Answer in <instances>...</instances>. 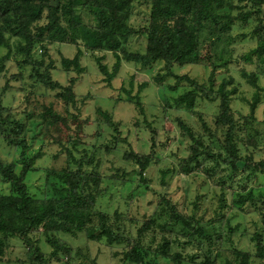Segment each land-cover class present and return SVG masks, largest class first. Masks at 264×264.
<instances>
[{"label": "rangeland", "instance_id": "obj_1", "mask_svg": "<svg viewBox=\"0 0 264 264\" xmlns=\"http://www.w3.org/2000/svg\"><path fill=\"white\" fill-rule=\"evenodd\" d=\"M243 5L246 6L245 12L251 10L249 3L243 2ZM240 12L243 10L234 11V14ZM148 20L149 8L145 0H140L130 24L143 31ZM258 24L257 16L253 14L248 22H237L227 32L230 43L224 36L212 47L202 44L204 62L201 65H175L169 73L161 61L148 67L122 62L120 71L110 84L105 82V76L92 56L86 53L81 59L85 72L73 89L76 96L74 104L66 103L59 96L61 91L57 90V83L66 87L69 78L76 77L75 73L64 72L61 64L64 57L74 58L75 46L47 45L48 55L44 57L45 50L38 45L30 56L31 66L23 64V58L16 56L14 49L10 59L2 62L8 50L0 48V101L4 116L9 114L11 118L26 123L27 129L22 137L30 145L27 155L40 154L26 181L30 194L38 198L51 196L52 181L47 179L48 172L76 169L69 164L68 151L77 160L93 157L95 163L88 169L98 164V170L105 177L97 209L109 215L108 225L112 231L119 228L117 234L136 238L165 195L180 212L195 215L202 222L204 232L213 237L211 263L238 264L233 256L236 249L249 254V264H264V256L258 255V239L264 247V173L242 169L248 157L254 162L264 161V62L256 54L251 55V62L245 60V56L257 48L259 37L254 31ZM145 45L144 33L134 35L128 43L130 50L140 52L144 51ZM96 56H104L102 63L111 70L115 62L111 53H97ZM41 62L43 66L39 65ZM244 72L256 76L259 89L248 82ZM176 76H187L207 92L212 89V95L224 80H233L227 89L231 91V114L241 125L237 146L243 159L238 163L239 170L233 179L229 178L230 171L223 164L219 168L214 167L213 173L208 170L213 161H206L204 157L200 159V167L194 168L191 174L181 171L183 162L192 155L193 145L181 124L189 127L206 146L215 140L210 147L213 154L221 151L225 134L216 125L220 97L214 101L198 99L193 111L174 105V99L191 87L185 81L178 82ZM47 79L53 81L55 87L48 85ZM143 83L147 86L139 94ZM233 89L236 90L234 93ZM255 94L260 96V102L252 120L250 107ZM137 95L142 110L135 104ZM45 110H51L65 122L51 123L50 116L43 119L41 115ZM100 112L109 116L110 123ZM32 122L40 123L37 130L32 127ZM130 151L153 156L144 176L146 184L141 183L136 175L139 166L123 158ZM21 159L20 150L0 136V162L14 165V172L19 174L23 169ZM192 165L194 167V163ZM168 169L174 171L162 185L161 172ZM113 175L119 179H108ZM11 190L12 184L0 176V193L9 194ZM249 194L253 199L248 198ZM222 199L226 207L219 210ZM94 221L98 223L99 219L96 217ZM32 239L37 242L43 258L48 259L53 249L41 233L37 232ZM60 240L77 253L69 264L128 263L124 257L128 249L126 241L110 245L105 236L99 241H90L84 233L76 237L64 235ZM173 249L183 254L186 259L183 264H205L206 256L210 255L206 243L201 248L186 246ZM66 262L67 258L62 263L53 260L48 264ZM0 264H31V251L21 240L9 239L5 253L0 256ZM157 264L172 263L157 259Z\"/></svg>", "mask_w": 264, "mask_h": 264}, {"label": "trees", "instance_id": "obj_2", "mask_svg": "<svg viewBox=\"0 0 264 264\" xmlns=\"http://www.w3.org/2000/svg\"><path fill=\"white\" fill-rule=\"evenodd\" d=\"M139 1L55 0L54 3V0H0V48L8 50L2 62L10 59L13 49L16 56L23 58V64L31 66L33 63L30 64L32 61L30 56L38 45L45 50L44 57L48 55L47 45L75 46L77 51L74 58L64 57L61 64L64 72L75 73L76 77H70L66 87L57 83V90L61 91L59 96L66 103L74 104L76 96L73 89L79 77L85 72L81 59L86 53L95 60L107 84L115 79L122 62L148 67L161 61L164 62L168 72L172 73L175 65H201L204 62V58L201 57L202 44H209L212 47L222 41L224 36L226 42L230 43L227 32L237 22H248L253 14L257 16L259 22L254 31L259 40L257 48L245 56V60L251 62V55L256 54L264 62L262 35L264 0H230L229 2L227 0H145L149 8V20L143 31L134 29L130 24L131 16ZM243 2L249 3L251 10L245 12L246 6ZM238 10L243 12L234 14V11ZM140 33L146 35L144 51L130 50L128 47L130 38ZM97 53L112 54L115 62L111 70L102 63L104 56L98 57ZM219 57L222 60V56ZM43 62L39 65L43 66ZM222 62L225 64V61ZM243 76L252 86L259 89L255 75L244 72ZM176 79L178 82L185 81L191 86L188 91L174 99L176 107L183 106L186 110L193 111L198 99L214 101L216 97L221 98L216 125L221 127L225 134L224 142L220 146L221 151L213 154L210 147L215 140L211 141L210 146H206L189 127L181 124L182 130L193 142L192 155L183 162L181 171L191 174L194 168L200 167V159L204 157V160L213 161L211 169L208 170L213 173L214 167L219 168L220 164H223L230 171L229 178L233 179L234 174L239 170L238 163L243 160L239 156L237 146L241 125L231 114V91L227 89L233 80L231 78L224 80L216 94L212 95L214 92L212 89L207 92L187 76H176ZM47 80L48 85L55 87L53 81ZM146 86V83L141 84L139 94ZM235 91L232 90L233 93ZM136 97L135 104L142 110L139 96ZM259 102L260 96L255 94L250 107L252 120ZM4 111L0 101V136L4 137L10 146L20 150L23 169L16 174L14 165L0 162V176L12 184L9 194L0 193V256L5 253L9 239H19L31 251V264H48L53 260L62 263L65 258H67L66 264H69L73 255L77 253L69 244L61 241L60 237L64 235L76 237L84 233L90 241H99L105 236L110 245L123 244L126 241L128 249L124 257L127 264H157V259L172 264H183L186 261L183 254L175 252L173 248L182 249L186 246L201 248L204 243L209 247L208 254H210L206 256L204 263L213 264L210 258L213 237L204 232L202 222L195 215L189 216L180 212L165 195H162L155 212L145 221L136 238L130 239L123 234H117L119 228L112 231L111 226L108 225L109 215L97 209L105 177L98 170V164L88 169L94 162L93 157L85 156L77 160L72 152L68 151L69 164L76 169L49 171L47 179L52 181V195L44 198L32 196L26 181L29 174L34 171L32 165L40 154L32 157L27 155L30 145L22 137L23 133L25 136L26 123L11 118L9 114L5 117ZM100 114L110 123L107 114L103 112ZM41 116L43 119L50 116L51 123L65 122L51 110H45ZM31 125L37 130L40 123L32 122ZM73 147L76 148V144H73ZM123 158L139 166L136 175L139 176L141 183L146 184L144 176L152 163L153 156H142L130 151L126 152ZM193 163L194 167H192ZM242 169L251 173L256 171L264 173V161L254 162L248 157ZM173 171L168 169L161 172L162 185H165L166 178ZM108 179L119 178L113 175ZM248 198L253 199L251 195ZM224 207L226 205L222 199L219 210ZM96 217L99 219L98 223L94 221ZM37 232L41 233L46 243L53 249L48 259L43 258L40 248L36 245L37 242L32 239ZM258 255L264 256V247L259 239ZM233 256L234 262L249 264L248 253L234 249Z\"/></svg>", "mask_w": 264, "mask_h": 264}]
</instances>
